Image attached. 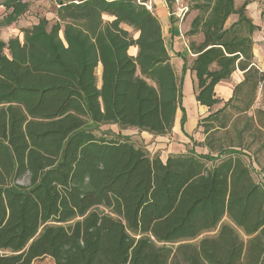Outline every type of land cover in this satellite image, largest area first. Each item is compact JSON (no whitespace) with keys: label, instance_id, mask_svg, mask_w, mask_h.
<instances>
[{"label":"trees","instance_id":"1","mask_svg":"<svg viewBox=\"0 0 264 264\" xmlns=\"http://www.w3.org/2000/svg\"><path fill=\"white\" fill-rule=\"evenodd\" d=\"M146 2L61 1L52 24L41 17L22 40L0 39V264L264 263V72L254 63L253 0L239 8L194 0L185 36L203 41L190 42L196 58L183 57L180 78ZM0 6L8 12L0 26L29 9L23 0ZM188 70L210 109L198 123L208 154L163 161L127 136L94 133L118 125L167 136L181 109L185 135ZM237 70L243 81L211 112L221 103L216 86Z\"/></svg>","mask_w":264,"mask_h":264},{"label":"crops","instance_id":"2","mask_svg":"<svg viewBox=\"0 0 264 264\" xmlns=\"http://www.w3.org/2000/svg\"><path fill=\"white\" fill-rule=\"evenodd\" d=\"M29 4L28 11L19 18L18 21L11 25L0 26V39L4 42H8L11 38L19 37L23 39V31L26 29H31L33 26L38 24L42 13L49 12L52 19L56 18V12L59 8V3L63 1L64 3L73 0H23ZM148 1V0H147ZM245 2V0H244ZM243 3L238 5L237 0H235L236 8L241 7ZM150 5L152 10H150L160 21L162 28V35L168 49V54L170 57V63L174 70L178 74L179 78L182 75V70L184 66L183 57L187 58L188 64H191L196 56L189 51L190 38L186 37L185 34L189 31L192 21L197 15H188L185 17L181 24H178L176 19L171 16V8L169 7L167 0H150ZM8 12L3 6H0V22L6 17ZM247 15L252 20L253 24L258 27V30L253 34V56L255 65L264 72V0L260 2L259 0H253L247 7ZM125 30L129 31V28L125 27ZM130 32V31H129ZM138 37V35H137ZM135 37V38H137ZM203 41V36H200L199 43ZM138 48L132 47L129 50V54L133 57L138 55ZM100 80L102 76V66L99 65ZM244 79V74L237 70L229 80L219 83L215 88V93L217 98L221 101L220 104L214 106L212 110L217 111L223 107L224 103L227 102L233 94V89L236 85L241 83ZM196 77L195 74L188 70L183 78V108L186 114V123L184 126L185 135L181 131V119L183 117V112L178 109L176 112V118L172 134L165 137H156L147 134L151 140L154 139L155 142L159 141L156 150H162L165 155L166 161L170 155H178L187 153L186 149L193 148V145L187 146L189 143L188 139L192 136L193 130L198 127L200 119L205 118L210 114V109L201 106L196 100ZM171 137H179L178 143H170ZM179 142L181 144H179Z\"/></svg>","mask_w":264,"mask_h":264},{"label":"rangeland","instance_id":"3","mask_svg":"<svg viewBox=\"0 0 264 264\" xmlns=\"http://www.w3.org/2000/svg\"><path fill=\"white\" fill-rule=\"evenodd\" d=\"M140 1H143V0H140ZM259 1L262 2L263 0H259ZM147 2H150V0H148ZM186 2L190 6L189 15H191V14L197 15L198 12L191 8L192 5H194V0H186ZM243 2H244V0H237L238 5H240V3H243ZM48 13L43 12L41 17H46L47 19L50 20V22L52 24L55 20L52 19L50 15H47ZM105 19L108 20L109 18L105 17ZM237 19H238L237 16L231 17L227 23V27L230 26L232 23H234ZM125 27L127 28L128 26L123 25V28H125ZM129 31L133 37H137L138 33H136L133 29L129 28ZM199 40H200V36H194V37L190 38V41H195L196 43H199ZM188 45H190V43H188ZM96 74H97V79H98V86H101L99 69H97ZM178 78H179V76H178ZM259 105H260V103H259ZM212 111H214V110H211V112ZM202 119H200V121ZM92 128H93L94 133L97 136H105L108 138H111L113 136H117L119 134H121L123 136H127L131 139L132 142H134L136 144V146L146 149L148 151V153L150 154V156L153 157V156L159 155L161 159L162 158L165 159V155L162 153V150H156V147L158 146V144H161V142H159V141L155 142L156 140L154 141V139L151 140V138L147 134H145L146 132H140L139 130H137L135 128H121L118 125H100V126H96V127H92ZM203 130H204L203 127H201V128L197 127L195 130H193L192 136H191L192 140L188 139L189 144L187 145L190 147L193 145V148H191V149H195L196 153L199 155H205V154H208V152H209L208 149H206L205 147L202 146V143H204V141H205V135L203 133ZM170 134H172V132ZM156 137H159V136H156ZM160 137H162V136H160ZM163 137H165V136H163ZM178 140H180L179 137H171L170 143H178ZM179 144H181V143L179 142ZM188 151H190V149H186V152H188ZM183 154H185V153H183ZM260 159H261L260 160L261 163L264 162V153L262 154ZM209 165H211V162L209 163ZM256 179H258V178H256ZM224 222L228 223L229 221H228V219H224ZM216 234H217V231H213V232L207 233L203 236H211L212 237V236H215ZM243 238L246 241L248 240L244 236H243ZM198 241H199V239L194 241V242L197 243ZM34 264H54V262L50 258H44V259H41L39 261H36Z\"/></svg>","mask_w":264,"mask_h":264},{"label":"built area","instance_id":"4","mask_svg":"<svg viewBox=\"0 0 264 264\" xmlns=\"http://www.w3.org/2000/svg\"><path fill=\"white\" fill-rule=\"evenodd\" d=\"M140 1V0H138ZM144 5L149 9L152 10V7L150 5V2L144 3ZM172 10H171V16L176 19L178 24H181L185 17L189 13V5L187 4L186 0H172Z\"/></svg>","mask_w":264,"mask_h":264},{"label":"water","instance_id":"5","mask_svg":"<svg viewBox=\"0 0 264 264\" xmlns=\"http://www.w3.org/2000/svg\"><path fill=\"white\" fill-rule=\"evenodd\" d=\"M264 264V263H263Z\"/></svg>","mask_w":264,"mask_h":264}]
</instances>
